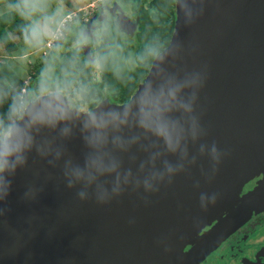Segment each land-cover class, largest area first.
Returning <instances> with one entry per match:
<instances>
[{"label": "water", "instance_id": "obj_1", "mask_svg": "<svg viewBox=\"0 0 264 264\" xmlns=\"http://www.w3.org/2000/svg\"><path fill=\"white\" fill-rule=\"evenodd\" d=\"M174 1L127 103L83 111L55 91L24 109L0 264H203L264 210V0ZM49 104L54 122L31 123Z\"/></svg>", "mask_w": 264, "mask_h": 264}, {"label": "flooded vegetation", "instance_id": "obj_2", "mask_svg": "<svg viewBox=\"0 0 264 264\" xmlns=\"http://www.w3.org/2000/svg\"><path fill=\"white\" fill-rule=\"evenodd\" d=\"M122 1L104 6V15L99 12V17L85 23L78 14L71 17L62 48L66 53H73L70 50L72 44L81 41L73 56L77 58V64L87 61L89 70L79 72L69 84L54 82L51 89H45L33 98L29 97V84L25 102L22 100L24 109L40 95L55 91L64 93L76 108L83 111H92L104 100L122 105L132 98L138 86L145 82L154 59L168 47L159 50L169 38V17L165 7L161 26L154 29L155 22L152 19L144 21V15L137 10L136 0ZM150 1L146 8H149ZM122 12L129 18L124 27L119 23ZM174 13L176 17L175 1ZM132 54L134 64L128 65L126 59L129 62ZM251 183L248 191L252 190L255 181ZM203 264H264V210L222 242Z\"/></svg>", "mask_w": 264, "mask_h": 264}, {"label": "trees", "instance_id": "obj_3", "mask_svg": "<svg viewBox=\"0 0 264 264\" xmlns=\"http://www.w3.org/2000/svg\"><path fill=\"white\" fill-rule=\"evenodd\" d=\"M136 1L137 10L144 15V21L152 19L155 22L153 25L154 29H158L161 26V14L165 7L168 9L169 38L163 47L159 49L162 51L169 45L174 30V0H152L150 1L149 8H146L148 0ZM9 2L12 7L11 10L0 13V45L4 47L8 55H12L19 49L18 43L12 38V33L24 36L32 42H37L42 39L43 35L31 24L30 18L37 16L46 23H50V19L39 10L37 0H9ZM63 2L68 7H73L70 0H63ZM58 45L61 47V42H58ZM76 59L71 52L64 54L61 60V72L65 75L63 84H69L74 79V76H77L79 72H84L86 68L89 70L90 64L87 61L77 64ZM83 76L86 77L84 73ZM24 81L8 63L0 62V121H7L9 119V110L13 105L19 103L23 107L20 93L22 88L25 87ZM41 87L42 84H38L32 88L28 87L29 97L33 98L36 96L37 91Z\"/></svg>", "mask_w": 264, "mask_h": 264}, {"label": "rangeland", "instance_id": "obj_4", "mask_svg": "<svg viewBox=\"0 0 264 264\" xmlns=\"http://www.w3.org/2000/svg\"><path fill=\"white\" fill-rule=\"evenodd\" d=\"M70 1L73 5L72 8L68 7L63 0H37L39 10L50 19V23H46L37 16L30 18L31 24L43 35L42 39L37 42H32L24 36L12 33V38L19 45V49L12 55H8L4 47L0 45V62L8 63L20 78L28 80L30 88L42 84L37 94L45 92V89H51L54 82H62L65 78V75L61 72V60L66 53V49L62 48L63 50L61 49L48 60L44 59L41 53L44 38L51 34L52 29L56 30L58 28V24L61 23L64 16L67 14H72V16L78 14L82 17L83 23H85L87 20L91 21L96 16L99 17V12H101V15H104L105 11L102 8L106 5L108 6L113 1L123 2L122 0ZM11 8L9 0L0 2V13H5L11 10ZM79 42H74L70 48L74 54H76L79 47ZM134 57L132 54L131 60L128 62L127 58L126 63L128 65L134 64ZM22 100L25 102V94ZM24 106L25 104H23V110Z\"/></svg>", "mask_w": 264, "mask_h": 264}, {"label": "clouds", "instance_id": "obj_5", "mask_svg": "<svg viewBox=\"0 0 264 264\" xmlns=\"http://www.w3.org/2000/svg\"><path fill=\"white\" fill-rule=\"evenodd\" d=\"M24 117L22 106L17 103L10 108L9 119L0 121V198L7 191L8 181L3 175L4 172H11L24 162L23 152L31 144L29 132L31 124L25 121ZM56 118L57 112L50 104L42 106L29 116L31 123L38 121L52 123Z\"/></svg>", "mask_w": 264, "mask_h": 264}, {"label": "built area", "instance_id": "obj_6", "mask_svg": "<svg viewBox=\"0 0 264 264\" xmlns=\"http://www.w3.org/2000/svg\"><path fill=\"white\" fill-rule=\"evenodd\" d=\"M71 17L72 14L65 15L61 23L58 24V28L56 30L52 29L51 34L44 38L41 49L42 57L44 59L48 60L50 57L54 56L58 52V50L61 49L62 46L60 47L58 45V42H61V44L63 43ZM24 82L25 87L21 90V93L23 94L20 93L22 99L29 85L28 80H25Z\"/></svg>", "mask_w": 264, "mask_h": 264}]
</instances>
